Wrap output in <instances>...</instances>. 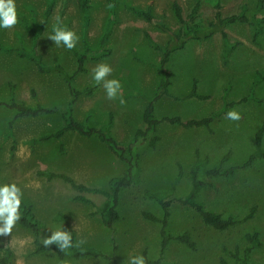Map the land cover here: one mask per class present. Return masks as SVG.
Instances as JSON below:
<instances>
[{"label": "rangeland", "instance_id": "obj_1", "mask_svg": "<svg viewBox=\"0 0 264 264\" xmlns=\"http://www.w3.org/2000/svg\"><path fill=\"white\" fill-rule=\"evenodd\" d=\"M49 1L15 0L18 14L26 17L34 31L44 22ZM53 1V13L40 38L38 51L46 64L60 65L74 75L77 70L74 53L63 45L56 46L47 36L53 34L59 19L62 26L79 37L74 49L83 51V16L77 0ZM175 2L185 16L195 5V0H118V25L108 46L111 55L87 61V72L78 74L74 85L78 90L91 87L94 91L74 104L63 75L42 73L34 61L16 53L0 52V101L9 102L12 84L17 102L32 108L40 105L71 110L80 123L104 127L117 141L129 144L143 126L148 102L139 96L126 97L127 94L134 88L152 96L161 82L157 66L162 53L149 45L145 33L152 35L162 47L175 44L173 37L180 29L173 9ZM214 3L215 0H205L202 5L200 19L204 24L214 19ZM221 5L225 16L247 6L251 21L256 17L264 19V0H221ZM128 6L142 10L151 7L156 22L148 23L133 15ZM91 7V26L86 37L97 52L110 12L107 0H91ZM161 21L168 32L161 29ZM224 30L232 42L238 43L227 62L220 32L207 40H188L183 50L171 56L166 67L171 77L169 93L155 105V116L161 121L156 133L160 140L155 149L144 140L138 144L142 183L120 195L121 218L115 232L103 226L91 204L76 200L77 192L63 181L50 182L36 175L38 170L50 169L67 173L78 183L106 187L111 178L123 172L122 164L108 147L96 137L85 138L75 132H66L60 139L55 137L64 128L59 113L17 118L16 111L0 107V187L9 181L17 185L24 201L47 224L44 239L53 231H67L62 222L54 221L61 213L70 219L76 242L83 240L81 246L95 247L108 257L60 260L53 253L35 256L31 232L16 222L11 234L0 236L1 254L6 249L14 253L9 264H126L130 257H145V253L149 260L158 261L161 225L145 220L142 213L150 212L159 218L164 214L144 193L169 190L179 177V166L183 176L177 182L167 230L174 237L189 234L196 249L174 240L159 264H220L223 258L229 264H241L244 259L248 264H264V158H257L242 169L256 152V134L264 127V82L256 87L255 100L244 101L256 76H264V34L257 36L254 26L241 23ZM0 41L10 48L22 46L30 50L33 37L19 18L14 28H0ZM101 63L113 69L108 79H118L122 85L115 100H109L102 84L93 79V69ZM233 109L240 113L239 121L227 118V112ZM166 118L211 121L208 125L187 128ZM48 136L51 138L44 140ZM228 155L230 158L224 162ZM197 156L207 161L193 173ZM232 167L241 169L230 177L207 175L212 169L225 171ZM193 188L198 190L196 202L205 210L222 214L224 218L233 217L239 224L224 232L206 226L192 207L181 202ZM255 233L262 246L246 258L245 250L251 246L246 236Z\"/></svg>", "mask_w": 264, "mask_h": 264}, {"label": "trees", "instance_id": "obj_2", "mask_svg": "<svg viewBox=\"0 0 264 264\" xmlns=\"http://www.w3.org/2000/svg\"><path fill=\"white\" fill-rule=\"evenodd\" d=\"M205 0H195V5L191 10L190 14L185 16L183 13L182 7L178 3L173 4V9L175 12V17L180 24V29L177 34L174 35L175 44L171 46L169 45L162 47L160 46L150 35L149 33H145L147 41L149 45L162 53V58L157 66L158 73L161 76V82L158 88L157 93L152 96H146L142 94L140 91L131 88L130 93L127 94L126 97L129 96H139L143 97L147 100V105L143 112V126L137 130L134 138L129 144L124 145L117 141L113 136L106 133L105 128H96L86 126L79 121H77L71 110H59L55 107L45 108L43 106H37L35 108L29 107L25 103L17 102L15 98V87L10 84V99L9 102L0 101V107L7 108L9 110L16 111L17 118L20 117H38L42 114H51V113H59L62 116L64 121V128L61 131H58L54 136L57 138H62L66 132H75L82 137L85 138H93L96 137L101 143L105 144L108 149L116 156V158L120 161L123 166V172L119 176H115L110 179L106 187H91L86 184L78 183L75 178L67 173H58L54 172L50 169H41L38 170L36 175L40 178H44L47 181L61 180L65 184H67L71 189L77 192L76 200L91 204L95 208V215H98L102 221L103 226L111 232H115V225L119 222L121 215L118 211L120 206V195L124 190L130 189L132 187H136L141 185L142 176H141V168L138 163L139 155L137 154L138 144L141 140L147 141L149 146L153 149L156 148L157 143L159 142V137L156 135L158 126L161 121L155 116V105L156 103L164 96L168 95L169 89L171 86L170 74L167 72L166 67L170 61L171 56L174 52L183 50L187 44L188 40H207L210 39L215 32H220L223 37V42L225 46L224 60L227 62L230 56L234 53L235 49L238 46V43L232 42L225 32V27L229 25H233L236 23L241 24H250L256 28L257 36L260 34H264V19L262 18H254V20H250L247 16V6H242L240 12L230 14L225 16L221 9V0H215L214 10L215 15L214 19L204 24L200 19V13L202 9V5ZM78 7L83 16V51L78 52L75 49L71 51L74 53L77 60V70L74 75L68 74L63 67L60 65L50 66L46 64L43 56L38 51V44L40 38L44 34V30L49 24L50 17L52 16L54 9V1L50 0L47 6V10L45 13V20L43 23L38 25V30L34 31L32 27L27 23V19L24 15L18 14V17L22 20V22L27 26V28L32 33L33 44L30 50L25 49L22 46H18L17 48H10L2 44L0 41V52L2 53H16L21 58H27L34 61L39 70L42 73H50L57 72L64 76L65 81L68 85V89L70 95L72 97V103L74 104L78 101L82 96L92 95L94 88L87 87L82 90H78L75 85V77L80 73H86V63L89 60H99L102 58L109 57L111 55V50L108 49L112 34L116 26L118 25V0H107L110 18L107 24L106 31L100 40L99 51H94L90 46L87 40V33L91 26V0H77ZM128 11L133 15L142 18L148 23L156 22V17L153 13L152 8H148L147 10H142L136 7L128 6ZM161 29L163 31L168 32V27L161 21L160 22ZM264 82V76L261 74L257 75L255 78V82L251 89V92L244 101L255 100V89L258 85ZM166 121L170 123L180 124L184 127H200L203 125H208L211 119L207 120H191L184 122L181 118H166ZM263 136H264V127L261 128L256 134V152L250 157L248 162L244 164L242 169L248 168L257 158H264V149L262 148L263 144ZM51 137H45L44 140H49ZM230 158V155L225 157L224 162ZM207 159L201 160L198 156L195 161V165L193 166V173H197L200 169V166L205 164ZM241 169V167H232L225 171L222 168L212 169L207 172V175L213 177H230L233 176L237 170ZM183 171L181 166H179V177L178 179L171 185L169 190L166 191H157L152 192L146 190L144 195L156 202L163 211V217L159 218L153 213L143 212L142 216L145 220L152 223H159L161 225L160 237H161V248L160 253L161 257L158 261L149 260L147 257V253H145L146 264H159L165 253L167 252L169 245L172 241L177 240L182 244L186 245L190 249H196V243L192 240L189 234L179 235L174 237L167 229L169 226V218H170V208L174 201V195L177 188V182L182 178ZM15 184L11 181L7 183V185ZM16 185V184H15ZM17 186V185H16ZM198 194L197 188H193L190 194L182 199L181 202L185 205L192 207L201 217L204 224L216 231L224 232L227 231L236 225L239 224L233 217L224 218L222 214H218L215 212L207 211L203 208L202 205L196 202V196ZM21 198V207L19 209V220L17 223L27 231L31 232L33 237L34 244V252L35 256H42L45 254L53 253L60 260L66 259H87V258H103L108 259L107 256L103 254L102 251L95 247L91 246H79L76 247V233L70 224V219L68 216L64 214H58L54 221L62 222L67 231L71 233L73 247L65 249L61 251L55 244L50 247H45L43 244V236L47 230V224L38 217L35 212L33 206L28 204ZM253 209L252 212H254ZM251 218V217H248ZM247 240L251 244V246L247 247L245 250L246 258L250 256L255 248L261 247L262 244L259 240V235L255 233L254 235H247ZM14 253L11 249H6L4 254L2 255L0 252V264H9L11 259L13 258ZM235 258L237 259L238 253H236ZM220 264H229L226 259H221ZM241 264H248L246 260H241Z\"/></svg>", "mask_w": 264, "mask_h": 264}, {"label": "clouds", "instance_id": "obj_3", "mask_svg": "<svg viewBox=\"0 0 264 264\" xmlns=\"http://www.w3.org/2000/svg\"><path fill=\"white\" fill-rule=\"evenodd\" d=\"M58 19V18H57ZM19 23L18 10L15 0H0V28L11 29ZM56 46L63 45L68 50H72L79 42L77 34L68 30L59 22L53 28V34L47 36ZM113 69L106 63L98 64L93 69V79L97 84H102L107 98L115 100L122 91V85L118 79H108ZM124 103L123 100L120 101ZM227 118L239 121L241 115L236 110H229ZM20 189L15 185H4L0 187V236L9 235L15 223L19 220V209L21 207ZM85 241H77L75 246H81ZM45 247L55 244L61 251L73 247L71 233L64 229L53 231L49 238L43 239ZM126 264H146L143 255H136L129 258Z\"/></svg>", "mask_w": 264, "mask_h": 264}]
</instances>
